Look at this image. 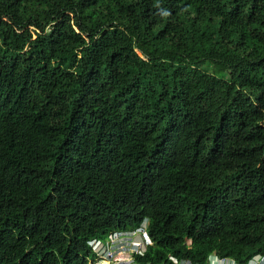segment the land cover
<instances>
[{
  "label": "trees",
  "instance_id": "trees-1",
  "mask_svg": "<svg viewBox=\"0 0 264 264\" xmlns=\"http://www.w3.org/2000/svg\"><path fill=\"white\" fill-rule=\"evenodd\" d=\"M264 259V0H0V264Z\"/></svg>",
  "mask_w": 264,
  "mask_h": 264
},
{
  "label": "clouds",
  "instance_id": "clouds-1",
  "mask_svg": "<svg viewBox=\"0 0 264 264\" xmlns=\"http://www.w3.org/2000/svg\"><path fill=\"white\" fill-rule=\"evenodd\" d=\"M139 229L131 231V232H121V233H139L140 235H137L135 239H132L131 242L139 240V242H142L141 244V251L146 253L148 242H147V236L143 232H138ZM112 236V235H111ZM111 236L109 240L104 241V240H99V241H92L90 244L93 247L95 253L98 256V261L96 264H102L103 262H111V260L114 257H117L118 249H115L114 244L111 242ZM122 253H124L125 257H123V261L121 264H123L127 259L126 257L128 256L127 253L130 252V247L129 245H123L120 250ZM116 253V254H115ZM138 253L132 254V256L135 258V256H138ZM214 257V255L212 256ZM122 259V258H120ZM120 259H118L120 261ZM110 264V263H109Z\"/></svg>",
  "mask_w": 264,
  "mask_h": 264
},
{
  "label": "built area",
  "instance_id": "built-area-1",
  "mask_svg": "<svg viewBox=\"0 0 264 264\" xmlns=\"http://www.w3.org/2000/svg\"><path fill=\"white\" fill-rule=\"evenodd\" d=\"M140 230H138L139 232ZM140 232H144V231H140ZM135 233V232H134ZM134 233H115L111 236V242L112 244H114L115 249H118V253L117 254H123L120 250L121 247L123 245H128L131 240L133 239V234ZM128 235V236H126ZM114 238V239H113ZM116 254V253H115ZM139 255H143L144 252L143 251H139L138 253ZM128 256H130V254H127ZM118 258L114 257L111 262H109L110 264H118ZM172 263L173 264H193L190 260H179L175 257H172ZM119 264H121V262L119 261ZM123 264H137L135 258L133 256H131V259L128 261L126 260ZM147 264H151V263H147ZM209 264H236L235 261L228 259V258H223V259H219L217 257H212L209 261ZM248 264H264V259L261 258V256H256L254 259L250 260V262Z\"/></svg>",
  "mask_w": 264,
  "mask_h": 264
},
{
  "label": "rangeland",
  "instance_id": "rangeland-1",
  "mask_svg": "<svg viewBox=\"0 0 264 264\" xmlns=\"http://www.w3.org/2000/svg\"><path fill=\"white\" fill-rule=\"evenodd\" d=\"M137 235H140L139 233H134L132 236H133V239H135L137 237ZM128 236V235H126ZM114 239V238H113ZM141 244L142 242H139V240L137 241H134V242H130L128 245L130 247V252H128L127 254H130V256H127L126 259L129 261L131 259V256L132 254H135V253H139V251L141 250ZM123 257H125L124 253L123 254H117V258L120 259V262L123 261ZM94 264V263H93ZM96 264V263H95ZM102 264H109L108 262H103ZM118 264H119V261H118Z\"/></svg>",
  "mask_w": 264,
  "mask_h": 264
}]
</instances>
